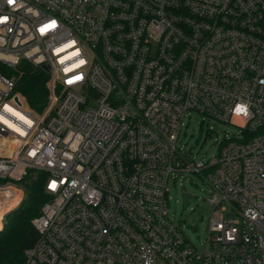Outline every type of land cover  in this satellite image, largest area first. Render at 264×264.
<instances>
[{"label":"built area","instance_id":"obj_1","mask_svg":"<svg viewBox=\"0 0 264 264\" xmlns=\"http://www.w3.org/2000/svg\"><path fill=\"white\" fill-rule=\"evenodd\" d=\"M22 60L49 65L41 112L4 72ZM193 113L241 133L196 160ZM30 170L51 199L23 264H264V0H0V196ZM190 173L203 247L169 215Z\"/></svg>","mask_w":264,"mask_h":264},{"label":"rangeland","instance_id":"obj_2","mask_svg":"<svg viewBox=\"0 0 264 264\" xmlns=\"http://www.w3.org/2000/svg\"><path fill=\"white\" fill-rule=\"evenodd\" d=\"M241 133V128L230 123L202 121L197 113L188 115L182 127L178 146L191 153V157L200 159H212L219 154L225 138L234 137ZM169 198L170 217L178 224L187 237L197 246L203 247L208 236L209 218L212 206L208 200L211 187L208 182L197 173L189 175L179 174L177 179H172ZM189 192L192 197L187 208H184L183 193ZM22 200L7 214L17 208L24 200L25 191H19ZM5 198L0 196V201ZM6 214V216H7ZM6 218V217H5ZM0 221V228L3 226ZM160 264H166L159 260Z\"/></svg>","mask_w":264,"mask_h":264},{"label":"trees","instance_id":"obj_3","mask_svg":"<svg viewBox=\"0 0 264 264\" xmlns=\"http://www.w3.org/2000/svg\"><path fill=\"white\" fill-rule=\"evenodd\" d=\"M15 81V90L26 99L27 104L41 112L48 100L49 72L42 65L22 60L16 68L4 71ZM47 174L43 171L30 170L19 183L25 191L24 200L10 211L0 228V264H23L25 250L39 238V230L33 219L40 215L42 206L51 199L45 189Z\"/></svg>","mask_w":264,"mask_h":264},{"label":"bare ground","instance_id":"obj_4","mask_svg":"<svg viewBox=\"0 0 264 264\" xmlns=\"http://www.w3.org/2000/svg\"><path fill=\"white\" fill-rule=\"evenodd\" d=\"M20 197H21L20 194L17 192L13 200L5 199L4 201H0V221L1 222H3V219H5L7 210L12 209L14 206H16Z\"/></svg>","mask_w":264,"mask_h":264},{"label":"water","instance_id":"obj_5","mask_svg":"<svg viewBox=\"0 0 264 264\" xmlns=\"http://www.w3.org/2000/svg\"><path fill=\"white\" fill-rule=\"evenodd\" d=\"M43 67H44L46 70H49V65L44 64ZM182 197H183V202H184V208H187L188 203H189V200H190V198H191V193H189V192H185V193H183Z\"/></svg>","mask_w":264,"mask_h":264},{"label":"clouds","instance_id":"obj_6","mask_svg":"<svg viewBox=\"0 0 264 264\" xmlns=\"http://www.w3.org/2000/svg\"><path fill=\"white\" fill-rule=\"evenodd\" d=\"M241 109H242V111H244V109H243V108H240L239 110L241 111Z\"/></svg>","mask_w":264,"mask_h":264},{"label":"snow or ice","instance_id":"obj_7","mask_svg":"<svg viewBox=\"0 0 264 264\" xmlns=\"http://www.w3.org/2000/svg\"><path fill=\"white\" fill-rule=\"evenodd\" d=\"M241 111H242V109H241Z\"/></svg>","mask_w":264,"mask_h":264}]
</instances>
